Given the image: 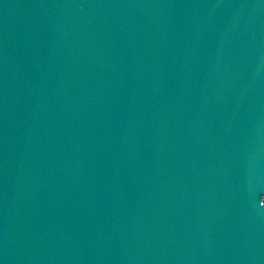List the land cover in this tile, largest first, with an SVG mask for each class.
<instances>
[{
	"label": "water",
	"instance_id": "obj_1",
	"mask_svg": "<svg viewBox=\"0 0 264 264\" xmlns=\"http://www.w3.org/2000/svg\"><path fill=\"white\" fill-rule=\"evenodd\" d=\"M264 0H0V264H264Z\"/></svg>",
	"mask_w": 264,
	"mask_h": 264
},
{
	"label": "snow or ice",
	"instance_id": "obj_2",
	"mask_svg": "<svg viewBox=\"0 0 264 264\" xmlns=\"http://www.w3.org/2000/svg\"><path fill=\"white\" fill-rule=\"evenodd\" d=\"M261 204L264 205V197H261Z\"/></svg>",
	"mask_w": 264,
	"mask_h": 264
}]
</instances>
